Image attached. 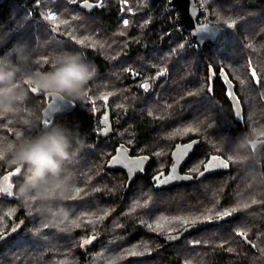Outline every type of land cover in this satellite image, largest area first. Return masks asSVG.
<instances>
[{"label":"trees","instance_id":"trees-1","mask_svg":"<svg viewBox=\"0 0 264 264\" xmlns=\"http://www.w3.org/2000/svg\"><path fill=\"white\" fill-rule=\"evenodd\" d=\"M74 1L81 0H0V55L24 42L42 71L67 52L97 69L85 96L49 121L86 138L74 165L80 193L67 203L76 224L34 236L39 218L0 195V264H105L112 255L119 264H264V184L247 186L251 173H264V145L247 162L230 158L240 134L264 131V0H195L198 20L220 28L204 45L191 39L170 0H90L98 3L91 11ZM223 72L241 102L236 120ZM142 79H151L149 90ZM47 100L30 93L27 105L40 116ZM105 117L112 132L102 137ZM34 119L23 111L0 116V142L39 131ZM229 119L235 126L223 125ZM193 138L200 143L182 172L202 159L200 170L211 155L229 169L155 190L149 178L168 170L177 142ZM120 143L152 158L127 190L126 173L106 168ZM11 171L0 167V178Z\"/></svg>","mask_w":264,"mask_h":264},{"label":"clouds","instance_id":"clouds-1","mask_svg":"<svg viewBox=\"0 0 264 264\" xmlns=\"http://www.w3.org/2000/svg\"><path fill=\"white\" fill-rule=\"evenodd\" d=\"M35 63L24 42H16L0 55V116L23 111L35 117L30 121L33 126L42 125L34 134L18 133L14 140L0 142V167L15 170L17 177L10 186L0 178V194L18 201L28 216L39 218L32 229L39 237L45 229L67 233L75 226L67 203L76 198L74 165L87 144L78 129L36 116L27 105L30 93L71 104L85 96L97 69L72 52L58 55L47 71L34 67ZM258 148L253 133H242L232 143L230 158L247 162L257 156ZM253 184H264V173H251L247 186ZM105 264H119V257L112 255Z\"/></svg>","mask_w":264,"mask_h":264},{"label":"water","instance_id":"water-1","mask_svg":"<svg viewBox=\"0 0 264 264\" xmlns=\"http://www.w3.org/2000/svg\"><path fill=\"white\" fill-rule=\"evenodd\" d=\"M170 3L178 9L180 23L189 30L190 37L196 44L204 45L206 43H211L219 37V26L198 20L200 9L195 0H170ZM71 4H77L80 9L85 11H91L93 8L98 6V3L92 2L90 0H88V4L91 5V7L85 6L84 0L74 1L71 2ZM205 26L207 27L205 28ZM220 76L225 82L227 89L226 94L229 97L235 116L238 119L242 117L243 110L241 102L235 93V86L226 73L223 72L220 74ZM145 84L148 88V82H145L144 85ZM47 99L48 100L45 104V107L42 110L43 119L47 121L52 120L56 116L64 115L70 112L74 106V103L68 104L59 100H55L51 97H47ZM49 105H51L50 108ZM45 109H47V111H44ZM100 124V135L102 137H107L112 132V124L110 119L105 117L101 119ZM199 143V138H193L186 142H177L173 146L170 152V163L168 165V170L166 172H157L149 178V181L153 183L155 190L171 187L181 183H190L192 181L199 180L206 174L222 172L229 169V164L226 159L219 155H211L206 161L204 169L196 176L190 173L182 172L181 169L183 165L189 159L190 155L193 153ZM260 145H264V140L259 142V146ZM151 159V156L147 154L132 155L130 153V148L124 143H120L116 146L113 155L109 158L106 168L112 170H122L126 173L127 181L125 190H127L130 184L134 181L135 177L141 175L145 171L147 166L150 164ZM129 161L138 163H129ZM222 161L227 162L228 167H224L223 163H221ZM206 165H209L207 170H205ZM201 173H203V175H201ZM168 177H172V179H166ZM177 235L179 236L180 234ZM173 239L174 237H172V240ZM165 244L166 243H164L162 246Z\"/></svg>","mask_w":264,"mask_h":264},{"label":"snow or ice","instance_id":"snow-or-ice-1","mask_svg":"<svg viewBox=\"0 0 264 264\" xmlns=\"http://www.w3.org/2000/svg\"><path fill=\"white\" fill-rule=\"evenodd\" d=\"M36 2L38 3L39 2V0H36ZM125 2H126V0H125ZM84 5L85 6H87V7H91V5H89L88 4V0H84ZM46 19H50V20H55L56 19V17L55 16H52L51 14H49L47 17H46ZM124 23L125 24H127L128 23V21L127 20H125L124 21ZM225 23H228L227 21H225ZM229 27H232V24H229L228 25ZM207 26H205V28H206ZM80 43H85V41H79ZM253 76H255V72H253ZM142 87H145V89L147 88V85L145 84V85H142ZM105 99L107 98V97H104ZM253 135L255 136V138H256V141L257 142H261V140H260V138L261 137H264V131H260V132H253ZM190 147V146H189ZM215 159V158H214ZM119 162V161H118ZM129 163H138V162H132V161H129ZM221 163H223V166L224 167H228V164H227V162H221ZM208 167H209V165H206L205 166V170H207L208 169ZM11 175H16V172H15V170H13L12 171V173L11 174H6L5 175V177H3V179L4 180H6V181H8L9 182V186H10V181H11ZM201 175H203V173H201ZM158 179V178H157ZM166 179H172V177H168V178H166ZM161 182H164V181H161ZM79 193H80V189H77L76 190V195H79ZM253 202H255V201H253ZM244 206H247V205H244ZM135 207V206H134ZM234 211V210H233ZM9 215L11 214V213H8ZM230 213H223L222 215H229ZM103 217H98V219H102ZM184 223H189V222H191V223H195L196 221H195V219H193V220H191V221H188V220H185V221H183ZM151 227V226H150ZM91 241L90 240H86V241H84V243H90Z\"/></svg>","mask_w":264,"mask_h":264},{"label":"rangeland","instance_id":"rangeland-1","mask_svg":"<svg viewBox=\"0 0 264 264\" xmlns=\"http://www.w3.org/2000/svg\"><path fill=\"white\" fill-rule=\"evenodd\" d=\"M122 4H126V3L123 1ZM153 77H154V76H153ZM152 79H153V78H152ZM155 79H156V76H155L154 80H155ZM150 80H151V79H142V80H141V85H144L145 82H148V89H145V88H144L145 90H149V89L151 88V86H150V84H151ZM100 130H101V126H100V128H99V130H98V133H99V134H100ZM201 160H202V159H201ZM201 160H199V161L196 162V163H199ZM201 162H202V161H201ZM196 163L191 162L189 168L192 169V170H193V169H197V168H195V167L197 166ZM11 173H12V171L9 172V173H7V174H11ZM5 175H6V174H5ZM5 175L2 176V178L5 177ZM12 176H14V175H11V178H12ZM0 195H3V194H0ZM4 196H7V195H4ZM156 225L158 226V227L156 226V228H160V227L163 228V227H165V225H164L163 223H160V225H158V224H156ZM163 225H164V226H163ZM169 228H171V227H169ZM86 240H90V241L92 242V241L94 240V237H93V236H92V237H89L88 239H85L84 241H86ZM91 242H90V243H91ZM83 244H86V243L83 242ZM87 244H88V243H87Z\"/></svg>","mask_w":264,"mask_h":264},{"label":"flooded vegetation","instance_id":"flooded-vegetation-1","mask_svg":"<svg viewBox=\"0 0 264 264\" xmlns=\"http://www.w3.org/2000/svg\"><path fill=\"white\" fill-rule=\"evenodd\" d=\"M224 84H225V82H224ZM145 88V87H144ZM146 89H148V88H146ZM236 116H235V120H236ZM223 125H225L227 128H230V127H233V126H235V122L233 121V120H231V119H229L228 121H225V122H223ZM208 160V159H207ZM205 163L206 162H204L203 164H202V168L200 169V170H198V171H195L196 169H191V172H189V173H192L194 176H196L200 171H202L203 169H204V165H205ZM196 168V167H195ZM181 171H182V169H181Z\"/></svg>","mask_w":264,"mask_h":264}]
</instances>
